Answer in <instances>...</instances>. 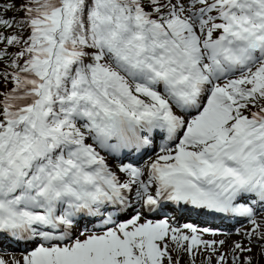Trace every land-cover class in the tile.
Segmentation results:
<instances>
[{
  "label": "snow or ice",
  "instance_id": "snow-or-ice-1",
  "mask_svg": "<svg viewBox=\"0 0 264 264\" xmlns=\"http://www.w3.org/2000/svg\"><path fill=\"white\" fill-rule=\"evenodd\" d=\"M5 242L32 248L0 264H261L264 0H0Z\"/></svg>",
  "mask_w": 264,
  "mask_h": 264
},
{
  "label": "rangeland",
  "instance_id": "rangeland-1",
  "mask_svg": "<svg viewBox=\"0 0 264 264\" xmlns=\"http://www.w3.org/2000/svg\"><path fill=\"white\" fill-rule=\"evenodd\" d=\"M9 15H11V13H9ZM149 155H152V153H149ZM169 215L171 216V213H169ZM156 218H159V217H156ZM173 218H174L175 223L177 225L182 226L181 222L184 221V218L176 219V216H174ZM242 226H246L244 221L237 222L235 224H232L231 226H227V224H223V227H225V228H218V229H215V230H218V231L224 232V233L234 232L236 228H240ZM207 238L211 239L212 237L208 236ZM216 238L217 239H221V238H224V237L223 236H217ZM232 239H238V237L233 235ZM7 244H8L7 247H9V248H4V246H0V256H1V254H6L7 255L6 260L9 259L12 256H15L16 258H21V256L25 253L26 250H31V248H32L31 244H20V245H18V248H10V247L17 246L16 243H11V244L7 243ZM187 260H188V258L186 256L183 257L181 259V264H187ZM261 264H264V261H261Z\"/></svg>",
  "mask_w": 264,
  "mask_h": 264
},
{
  "label": "bare ground",
  "instance_id": "bare-ground-1",
  "mask_svg": "<svg viewBox=\"0 0 264 264\" xmlns=\"http://www.w3.org/2000/svg\"><path fill=\"white\" fill-rule=\"evenodd\" d=\"M186 212H189V213L184 214L183 215V218L185 219L186 222L192 223L195 226H208V227L215 226L216 227V226L222 224V222L224 223V219H227L228 218V217L220 216L219 219H221V220L220 221H217V220L214 219L213 216H211L209 214V212H206V211H197V212H195V211H189L188 210ZM172 215H177V218L176 219H181L180 216L182 214H178V213L175 214V213H173ZM156 217H159V216H153L151 218L158 219ZM225 222H227V221H225ZM227 226H231V224H227ZM20 244H24V243H20ZM20 244H17V246L10 247V248H18V245H20ZM7 245L8 244L5 242L4 244H2L0 246H4V248H9V247H7ZM1 256H3L5 259L7 258V255L6 254H1Z\"/></svg>",
  "mask_w": 264,
  "mask_h": 264
}]
</instances>
